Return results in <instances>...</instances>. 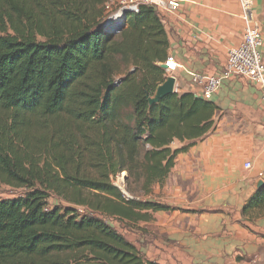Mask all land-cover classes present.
I'll use <instances>...</instances> for the list:
<instances>
[{
	"label": "trees",
	"instance_id": "16d2710c",
	"mask_svg": "<svg viewBox=\"0 0 264 264\" xmlns=\"http://www.w3.org/2000/svg\"><path fill=\"white\" fill-rule=\"evenodd\" d=\"M105 1L0 0V182L25 189L0 198V264H158L107 219L170 210L131 177L151 194L215 130L211 100L149 101L169 77L158 9L107 20ZM124 171L130 196L111 179ZM250 209L264 211V184Z\"/></svg>",
	"mask_w": 264,
	"mask_h": 264
},
{
	"label": "crops",
	"instance_id": "0c3cea01",
	"mask_svg": "<svg viewBox=\"0 0 264 264\" xmlns=\"http://www.w3.org/2000/svg\"><path fill=\"white\" fill-rule=\"evenodd\" d=\"M254 12L264 40V0H254ZM159 13L170 42L168 54L182 65L173 75L176 92L199 96L201 86L188 71L222 72L229 50L243 37L239 0H182L178 12ZM261 51L264 58V42ZM210 100L219 107L215 130L179 154L165 183L142 198L171 209L145 210L152 215L138 221L111 218L146 261L264 264V211L243 212L264 170L262 94L249 80L234 77Z\"/></svg>",
	"mask_w": 264,
	"mask_h": 264
},
{
	"label": "built area",
	"instance_id": "2783aa9c",
	"mask_svg": "<svg viewBox=\"0 0 264 264\" xmlns=\"http://www.w3.org/2000/svg\"><path fill=\"white\" fill-rule=\"evenodd\" d=\"M241 15L244 20L242 41L239 45L232 47L228 52L227 63L219 74H198L188 71L193 80L201 86V95L205 99L217 93L224 82L230 78H244L253 83L262 94L264 102V58L261 51L263 46L262 31L260 23L255 16L254 0H239ZM154 6L158 11L170 13L178 12L182 6V0H122V14H116L110 18H118L125 11L138 12L141 5ZM108 18V19H110ZM166 65V73L171 76L182 68L176 57L168 54L162 63ZM250 167L251 163H246ZM264 180V170L259 173Z\"/></svg>",
	"mask_w": 264,
	"mask_h": 264
},
{
	"label": "rangeland",
	"instance_id": "374dc122",
	"mask_svg": "<svg viewBox=\"0 0 264 264\" xmlns=\"http://www.w3.org/2000/svg\"><path fill=\"white\" fill-rule=\"evenodd\" d=\"M122 0H106L105 3L102 6L103 9V18H110L111 16H114L116 14H122ZM121 77V75L117 76V79H119ZM89 174H95L94 170H88ZM127 175L128 172L124 171L121 172L117 175H112L111 179L113 181V183L115 185H117L118 187H120L126 194L127 196H130L131 194L127 191ZM132 183V191L137 195L140 196L142 198H144V194L139 190L140 184H138L137 182H134L133 177H131L130 182ZM25 193V189L24 188H17V187H13L4 183L0 182V198H12L15 197L17 195L23 194ZM61 199L55 194V193H51V198L49 199L50 204H57L59 203ZM62 202V201H61ZM110 223H113L114 220H112L111 218L107 219Z\"/></svg>",
	"mask_w": 264,
	"mask_h": 264
},
{
	"label": "water",
	"instance_id": "95a60500",
	"mask_svg": "<svg viewBox=\"0 0 264 264\" xmlns=\"http://www.w3.org/2000/svg\"><path fill=\"white\" fill-rule=\"evenodd\" d=\"M161 67L165 70L167 67L165 64H161ZM176 77L171 75L168 77V79L158 86L155 95L153 97L149 98L150 103H156L159 102L161 99H163L165 96L173 94L176 92ZM202 98V97H201ZM264 184L263 180H260L257 183V187H261Z\"/></svg>",
	"mask_w": 264,
	"mask_h": 264
}]
</instances>
